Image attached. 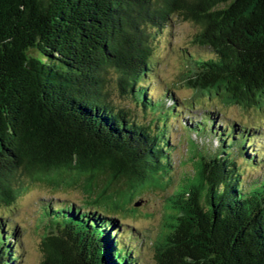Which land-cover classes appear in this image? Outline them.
<instances>
[{
	"label": "trees",
	"instance_id": "1",
	"mask_svg": "<svg viewBox=\"0 0 264 264\" xmlns=\"http://www.w3.org/2000/svg\"><path fill=\"white\" fill-rule=\"evenodd\" d=\"M174 18L196 26V50L181 52L195 96L262 111L264 0H0V207L25 182L86 196L83 208L43 207L40 264H142L118 218L136 216L145 189L172 182L171 120L190 131L194 174L165 198L155 264H264V176L241 180L240 159L256 161L252 127L182 120L190 106L173 90L151 92L162 81L156 41ZM109 71L151 122L111 101ZM3 224L0 264H19L17 227Z\"/></svg>",
	"mask_w": 264,
	"mask_h": 264
},
{
	"label": "rangeland",
	"instance_id": "2",
	"mask_svg": "<svg viewBox=\"0 0 264 264\" xmlns=\"http://www.w3.org/2000/svg\"><path fill=\"white\" fill-rule=\"evenodd\" d=\"M195 29L196 26L191 22L174 18L171 26L160 33L153 52V62L156 63V70L162 81L153 84L151 80L149 84L154 90L151 92L154 93V96L162 93H165L166 96L173 90L179 101H183L187 107L190 106L188 109H181L179 118L182 117V120H187L190 116L200 120L201 116L210 114L211 118L215 117L216 124L239 122L243 126L252 127L248 133V141L251 143L248 151L256 153V161L248 165L245 159H240L242 161L240 168L243 175L241 180L251 182L258 177L261 178L264 176V109L262 111L255 108L245 110L239 105L224 104L218 98L206 94L195 96L193 89L184 84L182 76L185 68L181 60V52L196 50L190 48V39ZM106 78L104 88L114 104L126 106L132 110V114L139 122H151L153 119L151 111L146 114L140 110V107L135 105L132 99L121 98L124 94H121L117 89L114 72L109 71ZM168 87H171V89ZM168 89L169 91L166 93ZM193 98L196 100L191 106L190 102ZM169 104L170 101L166 99L165 105L168 106ZM169 124L171 126V141L175 143L172 153L174 166L172 182L164 190L145 189L140 196H135L133 202L134 205L138 203V206L135 207L139 210L134 218L117 217L123 220V225H120L123 229L119 227L120 233L124 235L123 239L121 237V242L125 244V242L131 241L129 247L138 252L137 259L142 264H155L156 251L151 241H154L162 230L163 214L166 212L165 198L177 189L184 178L191 177L194 174L193 164L189 160L195 150L190 138V131L185 129L182 132L181 124L172 120ZM215 144L216 141L213 142V145ZM259 151L261 155L257 154ZM25 184H27V189L10 206L0 207V223L4 222L3 230L6 229L7 225L17 227V235L19 236L17 250L19 256H21L18 263L40 264L43 259L41 242L45 233V223L41 218L43 207L46 208L47 204L51 203L57 206H78L79 204L83 208L85 207L86 196L79 187L59 186L53 188L38 182H25ZM99 208L104 211V208Z\"/></svg>",
	"mask_w": 264,
	"mask_h": 264
}]
</instances>
